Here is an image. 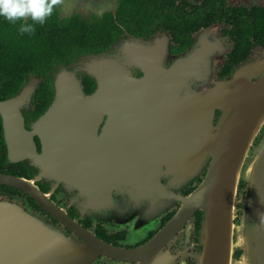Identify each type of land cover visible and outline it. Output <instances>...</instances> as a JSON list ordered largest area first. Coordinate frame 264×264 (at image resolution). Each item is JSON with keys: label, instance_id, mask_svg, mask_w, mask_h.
<instances>
[{"label": "water", "instance_id": "obj_1", "mask_svg": "<svg viewBox=\"0 0 264 264\" xmlns=\"http://www.w3.org/2000/svg\"><path fill=\"white\" fill-rule=\"evenodd\" d=\"M157 43V39L149 42L140 38L126 39L121 36L103 51L82 54L69 64L53 67L50 72L51 101L31 127L33 128V125L51 108L52 119L61 121L64 119L74 123L75 120L86 118V116L89 119L94 115V109H98L100 110L99 114L97 113L98 118L107 115L119 122V125L113 126L114 133L126 127L127 122H130L129 127H131V123L135 120L141 121L142 127H149V130L144 133H149L152 137L164 135L167 132L168 134L180 132V127L177 126L180 122L171 123L169 120L162 119L158 109L161 104L168 101L175 90L173 81L178 76L172 78L170 74L173 71L181 70L185 73L191 70L194 74L196 70L200 72L207 70L208 62L204 61L207 49L202 51L201 58L188 64V57L199 48L198 42L192 51L174 60L164 70L161 66V57L165 41L161 45V50L154 53L153 49ZM117 45H119L118 48H116ZM114 48L117 52H112ZM145 53L149 58L143 55ZM188 67L190 68L187 69ZM134 69L139 70L141 76H133ZM82 74L90 77L94 83V88L89 93H85L79 85ZM119 74L122 75L123 80H126L127 87H123L124 82L122 83V77ZM170 80L173 83L165 84ZM61 85L73 88L78 99L67 98L69 94L64 92L62 93L64 98L54 105ZM200 88L190 89L191 93H200ZM98 89L104 96L100 101V107L96 102L89 101L97 94ZM206 89L211 90L207 87ZM27 91V88L22 87L16 94L0 101V115L4 138L8 144L9 158L12 154L10 132L15 127L13 121L16 120L17 128L24 130L16 107L23 101H27ZM163 93L162 98L158 97ZM216 96H209L205 103L211 105L217 98L223 97L221 94ZM12 103H15L14 106ZM214 109L220 111V116L217 118L218 130L212 135L210 128ZM223 116L224 112L213 104L206 118V123L208 121L206 135L197 136L203 151L189 174L194 173L204 156L208 154L210 157L206 172L199 184L189 194L183 196L182 202L181 197H177L180 206L176 212L151 237L135 247L123 248L104 242L58 210L36 188L27 185L28 180L0 174V184L18 188L29 194L53 218L80 238L77 241L63 236L46 227L20 206L0 201V264H88L99 255L132 261L134 264H163L156 258H151L152 253L159 249L197 209L202 212L198 228V244L201 245L200 253L202 254L200 264H230L235 250H239L240 253L237 257H233L234 264H264V137L244 175L246 185L244 206L237 223L233 222L232 215L240 168L251 141L264 121V77L243 89V97L230 115L224 129L222 125L226 117ZM194 119H190L188 131L194 128L196 121ZM102 132H105V128ZM217 140H219L218 143ZM158 144L159 141L156 140L152 145ZM194 145L192 149L195 148ZM155 149L157 150L154 153L160 155V163L166 171L180 170L170 169L164 164L167 158H174V155L167 157L161 152L159 146H155ZM52 152L62 172L72 177L73 181L67 180L68 184L87 185L83 181H76L74 176H89L91 170L94 172L93 164L99 162V158L92 156L89 151L73 148H57ZM100 171V168H96V175H104ZM233 229L236 230L237 235L236 249H232Z\"/></svg>", "mask_w": 264, "mask_h": 264}, {"label": "flooded vegetation", "instance_id": "obj_2", "mask_svg": "<svg viewBox=\"0 0 264 264\" xmlns=\"http://www.w3.org/2000/svg\"><path fill=\"white\" fill-rule=\"evenodd\" d=\"M173 1L174 6H178L179 10L191 19L202 6L208 8L206 16L201 17L198 15L196 17L199 23L195 25V28H193V25L189 27H192L189 31L190 44L183 50L171 51V46L178 44L172 41V36L166 31L156 30L148 37L131 34L125 29H122L120 33L123 37L140 38L144 41L157 39L158 43L155 50L158 52L161 50L158 44L161 43L162 45L165 41V48L161 57V66L164 70L174 60L192 51L198 45L200 38L204 39V44L190 55L192 60L195 62L197 58H201L202 51L205 48H209L213 52L209 68L207 67L208 69L205 70L204 74L199 70H196L194 74L191 70H186L185 73L181 70H175L170 74L172 78L178 76L173 81L174 83L171 80L165 82V84L172 82L173 85L182 87L178 91L179 95L174 99V104H172L171 115L168 116L171 118L169 120L171 123L177 122L184 115L183 101L187 96H182V92L184 89L191 92L190 86L193 85V81H196V87L213 88L220 84L219 82L230 80L234 73L239 70L242 72L246 83L252 85L260 79L264 72V64L263 66L259 65V62L264 60V43L259 42L261 38H264V25L255 30L254 38L249 37L248 53L243 60L231 62L226 57L236 41L234 19L248 18L252 22L264 24V0ZM80 4L81 1L79 0H63V3L57 6L55 10L58 17H65L72 13L82 16V13L76 10L69 13H60V8H71L73 5ZM113 5L112 10L106 11H114L116 0L113 1ZM106 11L90 13V15H100ZM89 16L82 17L89 18ZM209 30L212 31V34H206ZM225 70L230 71L223 74L222 72ZM132 75L135 77L141 76V72L134 69ZM51 85V79L41 80L33 75H29L22 83L21 88L24 87L28 90V99L20 103L16 109L18 108L20 113L24 130L17 128L16 120L13 121L15 127L10 132V150H12L10 158L7 153L8 144L4 138L2 116L0 115V174L13 175L28 180L48 202L106 243L123 248L135 247L143 243L179 208L181 200L179 201L175 197H183L189 194L199 184L206 172V166L209 163L202 168L199 174L188 179L186 177L191 173L182 174L180 170L184 171V169L179 168L180 166L192 167L199 159V155L194 153L193 149L200 147V143L187 135L191 118L178 121L180 123L177 126L180 127V132L175 131L172 134L167 132L157 137L144 133V131L149 130V127H142L143 123L139 120L132 122L131 127H129L130 122H127L126 127H122L121 131L117 130L114 133L113 126L115 124L119 125V122L107 115H102L98 119H95L96 116H94L84 122L77 119L75 123L63 119L61 129L65 137L62 148L89 151L92 156L99 158V162L93 164L95 168L94 172L91 170L92 175L83 177L76 175L77 177H75L76 181H83L87 185L83 183L72 185L67 183V180L73 181L72 177L62 174L57 175L55 172L51 174L53 171L50 168L43 167L41 170L37 163L38 157L42 153L43 141L36 126L37 122L33 125V128L31 124L49 105L52 97ZM79 85L82 88L81 82H79ZM49 87H51L50 96H48ZM85 93H89V91ZM7 98L9 97L0 98V101ZM141 114L143 113L141 112ZM218 117L219 111L214 109L211 123H214ZM104 128L105 132L103 133ZM72 131L76 132L74 136L71 134ZM156 140L159 141V144L155 146H159L163 154H166L167 157L168 155H174L171 160L167 158L164 164L173 170L175 168L180 169L169 171L170 174L160 177L161 179H158L157 174L164 166L160 163V155L154 153L157 149L152 144ZM192 145L195 148L192 149ZM96 168H100V172L104 175H96ZM154 182H156L155 185ZM239 188H241V184L238 182L236 193ZM0 201L16 204L49 229L57 231L63 236L80 240L68 228L53 218L29 194L18 188L0 184ZM195 212L198 214L197 223H199L202 212L197 209L176 231L178 232L184 227L188 228L191 253L195 254L192 264H198V255L201 250V245L198 244V224H195ZM233 222L237 223L236 215L233 217ZM170 237L159 249L152 253L154 258L160 254L161 249L170 241ZM185 246V244H182L181 248ZM161 254L166 256L164 258L165 263L171 264L174 260L173 264H181L178 258L181 256L182 251H165ZM238 254L236 255L233 252V256L237 257ZM88 264L134 263L99 255Z\"/></svg>", "mask_w": 264, "mask_h": 264}, {"label": "trees", "instance_id": "obj_3", "mask_svg": "<svg viewBox=\"0 0 264 264\" xmlns=\"http://www.w3.org/2000/svg\"><path fill=\"white\" fill-rule=\"evenodd\" d=\"M173 2L116 0L113 12L90 15L89 18L77 13L58 17L54 9L45 23L35 24V30L30 33H21L19 22L12 23L0 17V98L16 94L29 75L50 80L53 67L69 64L79 55L107 49L122 36V29L141 37H148L156 30L166 31L172 36V41L178 44L172 45L171 51L183 50L190 44L189 31L192 27H189L193 25L195 28L199 23L196 17L206 16L208 8L202 6L191 19ZM27 23L32 21L28 20ZM233 24L236 41L226 57L231 62H239L248 53L249 37L254 38L255 30L264 24L252 22L248 18L234 19ZM259 42L264 43V38ZM81 85L85 92L94 88L93 81L85 74L81 75ZM50 88L48 96L51 95ZM194 217L199 228L196 212ZM238 253L239 250L234 251V254Z\"/></svg>", "mask_w": 264, "mask_h": 264}, {"label": "bare ground", "instance_id": "obj_4", "mask_svg": "<svg viewBox=\"0 0 264 264\" xmlns=\"http://www.w3.org/2000/svg\"><path fill=\"white\" fill-rule=\"evenodd\" d=\"M158 47H161V43L158 44ZM154 53L158 51H156L155 49H153ZM144 56H147V54H143ZM149 58V56H147ZM188 64H191L192 61L194 62V60H192V56L188 57ZM154 67H156V65H154ZM120 77H122L121 74H119ZM264 77V72L262 73L260 78ZM123 87H127L125 82L126 80H123L122 77V83ZM220 84H217L215 87L211 88V90H207V89H200V93L197 94H193L191 92H188L185 94V96H187L184 101H183V112L184 115L178 119V121L181 120H185L186 118H191V119H196L195 121V125L194 128L192 127L190 129V131H188V136L193 137L194 141H199V137H197L199 134H204L206 135L207 129H208V121L206 123V118H208L207 116H209L211 109H212V105H216L219 107L220 110H222L224 112V116L226 117V119L223 122V129L225 128L230 115L232 114V112L234 111V109L237 107V105L239 104L240 100L243 97V89L248 88L250 85L246 83V80L244 79V76L242 74L241 71H236L233 75V77L228 80V81H222L219 82ZM175 90L173 92V94L168 98V101H166L164 104H161L158 111H159V116L162 119H166V120H170L171 118H169L168 116H170L171 111H172V104H174V99L178 94V91L182 88L181 86H177L175 85ZM99 91V89H98ZM97 94L94 95L92 98L89 99V101H93L96 102L97 105L100 107L101 105V100L103 99V94L101 91L98 92ZM68 93L70 97V99L72 100H77L78 96H76L73 88L69 87V86H64L61 85L59 88V92L57 94L56 100L54 105H57V103L59 101H61L62 98H64V94L62 93ZM165 93V92H164ZM161 94L158 97H161L164 95ZM236 93V94H234ZM218 94L223 95V97L221 96L220 98H217L213 104H208L205 103V100L209 97V96H216ZM232 94V95H230ZM230 95V96H229ZM227 96V97H226ZM217 97V96H216ZM181 103V102H180ZM13 106L15 103H12ZM87 106V104H85ZM88 107V106H87ZM52 109V108H51ZM49 110L48 112H46L44 114V116H42V118L36 123V126L39 129V134L42 138L43 141V149H42V153L41 155H39L38 157V161L37 163L40 165L41 170L43 169V167L46 168H50L51 174H53L55 172V174L59 175H65L68 176V174H66L65 172H62V169L60 167V165L58 164V162L54 159L53 157V152L55 149H61L62 148V142L63 139L65 137L63 130L61 129V120H56V119H52V110ZM95 113L93 116H90L89 118H93L94 116L95 119H98V115L100 110L98 111V109H94ZM51 112V113H50ZM167 116V117H166ZM86 119H88V116H86V118H82L81 120L84 122ZM194 119V120H195ZM55 120V121H54ZM222 129V131H223ZM76 132L72 131L71 134L72 136L75 135ZM222 133V132H221ZM221 135V134H220ZM220 138V136H219ZM219 140H217L218 143ZM216 143V144H217ZM201 151H203V148L200 146L198 148L193 149V152L196 153L197 155H201ZM171 160V158H170ZM196 164V163H195ZM175 167V166H174ZM194 165L192 167H186V166H180V169H184V171L182 170V174L184 173H189L192 169H193ZM75 175V174H74ZM76 177V176H74ZM70 181V180H69ZM27 185H31V182L26 181ZM181 201H183V197H181ZM201 207H204L203 205H201ZM161 257L156 259L158 261H161L163 264H168L165 263L164 258L166 256H164L163 254H161ZM151 258H154L153 256H151ZM201 258H202V254L200 253L198 255V264L201 263ZM140 261V260H138Z\"/></svg>", "mask_w": 264, "mask_h": 264}, {"label": "rangeland", "instance_id": "obj_5", "mask_svg": "<svg viewBox=\"0 0 264 264\" xmlns=\"http://www.w3.org/2000/svg\"><path fill=\"white\" fill-rule=\"evenodd\" d=\"M79 1H81L80 5H73L74 7L72 6L71 8L70 7L60 8V13L61 14L69 13L72 10H76V11H80L82 13L81 14L82 16L88 17L90 15V13H99L100 11L112 10L114 7V5H113L114 0H79ZM211 32L212 31L209 30L206 34H210ZM124 38L128 39L130 37H124ZM203 40H204L203 38H200V40L198 41L199 47H201L204 44ZM149 42H152V41H149ZM118 46L119 45H117L116 48H118ZM116 48H114L112 52H117ZM212 53L213 52L211 51V49L207 48V52L205 53L204 61L208 62V64H207L208 68H209L210 58L212 56L211 55ZM259 63H260L259 65L263 66L264 60L259 62ZM204 73L205 72H202V74H204ZM194 80H195V78H194ZM195 83H196V81H193V85L190 86L191 90L194 88H197L196 87L197 85H195ZM200 89H206V87L201 86ZM186 93H188V91L186 89H184L182 92V96H185ZM219 116H220V111H219ZM218 125L219 124H218L217 119H216V121L211 124L210 134L214 135V133L217 132ZM259 129H260V131H259ZM259 129H258V132L256 133V135L254 136L253 140L251 141V144L247 150L246 156H245L243 163H242V166L240 168L239 178L236 182V186H237L238 182L241 184V188H239V191L237 193L235 192V194H234V201H233L234 209H233L232 215H233V217L236 215L237 222H238L240 214L242 212L241 211L242 207L244 206L243 205V199H244L245 188H246V185L244 183V175H245L246 170H247L248 166L250 165L251 161L254 159V156L256 154L258 146L260 145V143L264 137V121L261 124ZM209 161H210V157L207 154L206 156H204L200 160L199 166L196 168L194 173H191L186 178H188V179L193 178L195 175L199 174L202 171V168H204V166H206L209 163ZM169 174H170L169 171H166L165 168H162V170H160L158 173V179H161L162 177L167 176ZM177 197H175V198H177ZM170 238H171L170 241L164 246V248L161 249V252L180 250V251H182V254L178 258V260L181 261V264H192L194 259H195V258H193V257H195V254L191 253V246L189 243L190 236L188 233V228L184 227L182 230L175 232V234L172 235ZM236 240H237L236 230L233 229L232 249H236V245H235ZM182 244H185L186 246L181 248ZM160 257H161V255L159 254L156 257V259H158ZM233 257L235 258L236 256H233V253H232V259H231L230 264H234ZM173 263H174V260H173Z\"/></svg>", "mask_w": 264, "mask_h": 264}, {"label": "clouds", "instance_id": "obj_6", "mask_svg": "<svg viewBox=\"0 0 264 264\" xmlns=\"http://www.w3.org/2000/svg\"><path fill=\"white\" fill-rule=\"evenodd\" d=\"M63 0H0V17L20 23V32H33L34 25L45 23ZM31 20L32 23H27Z\"/></svg>", "mask_w": 264, "mask_h": 264}]
</instances>
